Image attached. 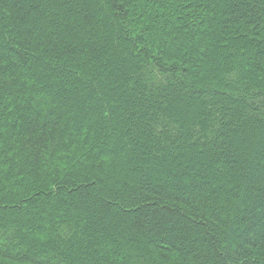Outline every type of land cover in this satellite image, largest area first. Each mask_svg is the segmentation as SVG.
I'll return each mask as SVG.
<instances>
[{
	"label": "trees",
	"instance_id": "1",
	"mask_svg": "<svg viewBox=\"0 0 264 264\" xmlns=\"http://www.w3.org/2000/svg\"><path fill=\"white\" fill-rule=\"evenodd\" d=\"M0 264H264V0H0Z\"/></svg>",
	"mask_w": 264,
	"mask_h": 264
},
{
	"label": "rangeland",
	"instance_id": "2",
	"mask_svg": "<svg viewBox=\"0 0 264 264\" xmlns=\"http://www.w3.org/2000/svg\"><path fill=\"white\" fill-rule=\"evenodd\" d=\"M208 161V160H207Z\"/></svg>",
	"mask_w": 264,
	"mask_h": 264
}]
</instances>
